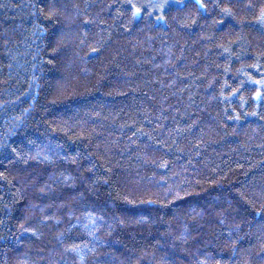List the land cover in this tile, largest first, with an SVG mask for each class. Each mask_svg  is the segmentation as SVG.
Returning <instances> with one entry per match:
<instances>
[{
  "label": "trees",
  "instance_id": "1",
  "mask_svg": "<svg viewBox=\"0 0 264 264\" xmlns=\"http://www.w3.org/2000/svg\"><path fill=\"white\" fill-rule=\"evenodd\" d=\"M262 14L0 0V264H264Z\"/></svg>",
  "mask_w": 264,
  "mask_h": 264
},
{
  "label": "snow or ice",
  "instance_id": "2",
  "mask_svg": "<svg viewBox=\"0 0 264 264\" xmlns=\"http://www.w3.org/2000/svg\"><path fill=\"white\" fill-rule=\"evenodd\" d=\"M139 11V9H137V12ZM134 15H135V13H134ZM262 18H264V14H262Z\"/></svg>",
  "mask_w": 264,
  "mask_h": 264
},
{
  "label": "rangeland",
  "instance_id": "3",
  "mask_svg": "<svg viewBox=\"0 0 264 264\" xmlns=\"http://www.w3.org/2000/svg\"><path fill=\"white\" fill-rule=\"evenodd\" d=\"M161 1V0H160ZM159 3V5H162L163 4V2H158Z\"/></svg>",
  "mask_w": 264,
  "mask_h": 264
}]
</instances>
